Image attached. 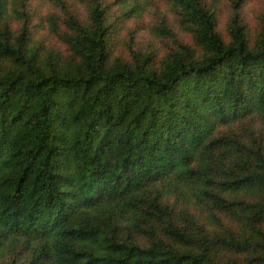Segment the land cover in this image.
I'll return each instance as SVG.
<instances>
[{
    "label": "trees",
    "instance_id": "trees-1",
    "mask_svg": "<svg viewBox=\"0 0 264 264\" xmlns=\"http://www.w3.org/2000/svg\"><path fill=\"white\" fill-rule=\"evenodd\" d=\"M53 1L66 58L0 0V264H264V16L251 39L232 0L226 40L206 2L166 0L192 43L161 20L167 53L125 60L105 0H73L88 22Z\"/></svg>",
    "mask_w": 264,
    "mask_h": 264
},
{
    "label": "rangeland",
    "instance_id": "rangeland-1",
    "mask_svg": "<svg viewBox=\"0 0 264 264\" xmlns=\"http://www.w3.org/2000/svg\"><path fill=\"white\" fill-rule=\"evenodd\" d=\"M124 0H105L107 5L108 23L111 24V45L110 51L112 58L119 56L125 60L130 59V50L133 47L136 50H153L162 58L172 45L171 37H165L163 34L155 35L152 27L164 20L169 29L175 34L176 40H184L192 43V36L179 23V16L175 13L171 5L166 0H150L148 6H144L141 16H130L129 10L132 3L124 5ZM208 7L216 12L218 18L219 30L226 40L229 39L227 25L233 12L232 0H203ZM144 3V0H142ZM74 13L84 22L89 21L88 7L86 3L67 0ZM27 11L30 13L29 25L31 28L32 46L40 53L46 51H57L63 58L69 56V47L65 41L52 31L49 25L51 15L57 17L60 29L64 30L63 11L53 0H26ZM243 22L248 33L253 39L260 29V18L264 16V0H244L241 7ZM23 21H14L11 23L12 29L17 30ZM174 41V40H173ZM175 42V41H174ZM250 122L252 127L258 126V137L264 144V121ZM232 132L244 134L241 124H234ZM228 128H222L221 131H227ZM264 146V145H263ZM170 203L175 205L176 210L183 204L175 202L170 197Z\"/></svg>",
    "mask_w": 264,
    "mask_h": 264
}]
</instances>
